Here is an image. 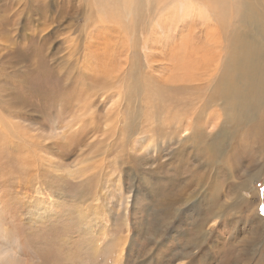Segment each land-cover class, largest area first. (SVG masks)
I'll return each mask as SVG.
<instances>
[{
    "label": "rangeland",
    "instance_id": "obj_1",
    "mask_svg": "<svg viewBox=\"0 0 264 264\" xmlns=\"http://www.w3.org/2000/svg\"><path fill=\"white\" fill-rule=\"evenodd\" d=\"M131 1L128 18L122 0H0L1 257L264 264V139L231 136L217 100L185 127L217 84L225 52L207 31L228 16ZM223 126V152H202L192 135Z\"/></svg>",
    "mask_w": 264,
    "mask_h": 264
},
{
    "label": "bare ground",
    "instance_id": "obj_2",
    "mask_svg": "<svg viewBox=\"0 0 264 264\" xmlns=\"http://www.w3.org/2000/svg\"><path fill=\"white\" fill-rule=\"evenodd\" d=\"M122 1L125 6L127 4L126 7L129 10L125 9L124 11L126 17L129 18L132 13L130 10L132 1ZM207 1L213 6L219 8V11L217 12L218 21L222 18V15L228 16L226 18L225 16H223L222 20L219 22L220 24L216 23L217 27L215 29H208L207 31L208 34L215 33L218 35L217 45L221 47L225 52V62L218 76L216 86L210 89L206 87L207 85L203 87V90H207L210 92L207 96L208 99L204 100V102L200 106L201 109L195 115H193L194 117L190 120L188 119L189 121L186 123L185 127L187 129H190L193 126L194 122H198V119L200 118V116H202V113L204 112L206 107H210L213 102H216L214 100H217L221 101L222 109L225 113L223 114L224 122L233 123L232 129L229 130V134L231 136L237 137L239 136V134L247 136V130L249 129L242 130V128L250 127L254 129L256 139L263 140L264 0ZM143 2L150 3H148L146 7L149 11L150 9H152L150 11L151 16L154 15V17L156 12L158 11H155L157 7L163 9L168 8V5H175V0H144ZM176 2H179L177 3V5H179L178 8L180 7V9H182L183 11L186 10V6L191 5L188 0H177ZM154 7H156L155 10H153ZM28 9L29 12H38V10H42V12L44 13L46 11V5L41 4L35 6L34 10L31 7H29ZM45 70L46 68L38 63L33 73L37 74L39 72H44ZM185 87L188 88V84H185ZM180 88L181 86L179 85L178 89ZM218 110L220 111L221 108H218ZM188 118L191 117L188 116ZM216 119L217 116L215 115V113L211 112L205 117L204 120L205 123L211 122L216 126ZM197 131H200V129L197 128L196 132ZM227 133L228 132L224 126L219 127L218 131L212 136V139H210L209 142H206L204 138L201 139L203 137L202 132L200 134L192 136L196 138L197 146L202 148V152L206 151L207 153H210L211 149H213L216 152L222 153L223 150L221 148L223 145L224 136ZM212 158H214L217 164L222 165L223 159L221 156L215 155L212 156ZM263 165L264 156L262 157V162L257 163L258 169H252L251 171H259L260 173L262 169L261 167ZM232 168L234 170L235 166H232ZM247 185V182L243 181L239 186L245 189ZM235 188L233 187L232 189L236 190L237 188ZM92 242L94 244L95 240H92L91 243ZM117 250L119 253L121 251V248H117ZM0 258V260L4 261V264H16L14 260L15 258L13 257H9L6 255L1 257L0 255Z\"/></svg>",
    "mask_w": 264,
    "mask_h": 264
},
{
    "label": "snow or ice",
    "instance_id": "obj_3",
    "mask_svg": "<svg viewBox=\"0 0 264 264\" xmlns=\"http://www.w3.org/2000/svg\"><path fill=\"white\" fill-rule=\"evenodd\" d=\"M260 211L262 214H264V206L261 207Z\"/></svg>",
    "mask_w": 264,
    "mask_h": 264
},
{
    "label": "clouds",
    "instance_id": "obj_4",
    "mask_svg": "<svg viewBox=\"0 0 264 264\" xmlns=\"http://www.w3.org/2000/svg\"><path fill=\"white\" fill-rule=\"evenodd\" d=\"M0 264H4V261L0 260Z\"/></svg>",
    "mask_w": 264,
    "mask_h": 264
}]
</instances>
